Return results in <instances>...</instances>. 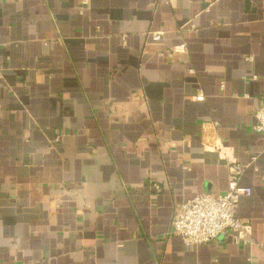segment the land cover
Here are the masks:
<instances>
[{
  "label": "crops",
  "instance_id": "0c3cea01",
  "mask_svg": "<svg viewBox=\"0 0 264 264\" xmlns=\"http://www.w3.org/2000/svg\"><path fill=\"white\" fill-rule=\"evenodd\" d=\"M263 95L264 0H0V264H264ZM213 134L244 246L168 234L228 190Z\"/></svg>",
  "mask_w": 264,
  "mask_h": 264
},
{
  "label": "built area",
  "instance_id": "2783aa9c",
  "mask_svg": "<svg viewBox=\"0 0 264 264\" xmlns=\"http://www.w3.org/2000/svg\"><path fill=\"white\" fill-rule=\"evenodd\" d=\"M153 35L156 40H160L162 31ZM174 50L187 53L186 43L175 47ZM197 98L203 99L204 96L198 95ZM262 100L255 112L257 122L252 127L259 133H264V95ZM60 138L59 136L57 140ZM209 138L210 140L204 141L205 148L217 151L227 164L228 190L223 194L205 191L177 205L168 234L181 237L187 246L210 243L220 237L229 236H232L236 244L247 245L252 240V224L250 220L237 215V207L241 197L252 194L251 187L241 184V177L251 163L238 161L232 149L218 136L213 134ZM153 187L157 191L161 190L159 184H154Z\"/></svg>",
  "mask_w": 264,
  "mask_h": 264
}]
</instances>
